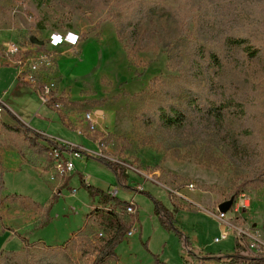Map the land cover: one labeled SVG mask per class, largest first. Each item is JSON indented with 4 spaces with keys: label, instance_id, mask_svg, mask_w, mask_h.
<instances>
[{
    "label": "rangeland",
    "instance_id": "obj_1",
    "mask_svg": "<svg viewBox=\"0 0 264 264\" xmlns=\"http://www.w3.org/2000/svg\"><path fill=\"white\" fill-rule=\"evenodd\" d=\"M51 35L95 39L112 50L109 69L99 75L100 87L90 84L83 91L93 99L84 113L112 105L113 138L104 137L97 154L121 163L123 173L116 175L97 158H76L75 171L58 193L56 181L63 180L56 175L55 161L48 160L49 166L40 173L29 164L7 172L0 207V264H94L110 231L105 226L111 222L94 190L109 184L117 185L114 191L121 200L137 205L135 217L143 234L126 235L115 249L116 258L106 264H251L259 258L245 246L235 250L233 236L214 240L225 228L217 218L218 206L234 192L238 197L228 219L253 226L259 221L256 226L264 229L251 208L255 202L264 204V184H245L264 176V55L250 61L233 50L240 55L239 66L225 63L224 72L215 75L224 85L235 81L246 87L243 119L220 127L209 116L198 114L186 127L169 129L158 120L148 121L146 115L167 106L178 91L183 104L196 91H205L208 99L219 98L207 74L194 76L198 50L206 47L224 53L225 38L236 35L249 36L264 53V0H0V96L22 113V119L17 118L23 124H42L46 134L57 138L62 134L81 143L86 132L80 135L65 127L58 112L42 105L33 91L24 98L11 92L4 95L13 86L14 75L26 73L21 70L22 59L46 51L59 57L58 51L46 48ZM30 37L44 44H34ZM13 41L22 51L7 55L5 48ZM89 60L75 74L91 69L95 60ZM202 65L214 73L207 62ZM54 81L56 89L57 73ZM1 141L5 151L11 145L27 149L21 133ZM85 176H91L90 186ZM176 197L191 209L175 205ZM156 201L175 212L180 228L198 237L196 253L182 242L175 227L161 224ZM97 211L102 213L87 233H79Z\"/></svg>",
    "mask_w": 264,
    "mask_h": 264
},
{
    "label": "crops",
    "instance_id": "obj_2",
    "mask_svg": "<svg viewBox=\"0 0 264 264\" xmlns=\"http://www.w3.org/2000/svg\"><path fill=\"white\" fill-rule=\"evenodd\" d=\"M50 39H51L50 42L47 43L48 47L46 48H48L50 51H58L60 54L59 57L57 58V64H58L57 76L59 80V85L58 88L54 90V99H53V102L60 103V108H54L50 104L48 105L49 109H55L58 112L62 124L68 129L73 130L76 134L77 132L79 133L80 130H84V133L85 132L86 133L83 134V136H81L83 141H81V143H78V141H75L74 139L68 136L63 137L62 134L60 135L62 138H57L55 136L46 134L45 131L47 130L45 129L44 126H42V124H37L36 127H32L31 126L32 123L31 124L29 123L30 124L29 127L38 133L54 138L57 142H59L58 146H62L63 143H68L75 146H81L85 151L98 155L97 152L99 150V146L103 145L102 139L104 137L112 138V135L114 134L112 129H114L115 127H114V122H112V120L114 121L115 117L112 114V105L110 104L106 103L103 104L102 106L96 108L94 107L90 113L92 114V122L95 124L96 130L94 132L89 131L87 128L88 127L87 124L84 123L83 121V116L85 114L84 111L89 110V108H91V106L89 107L87 106V104L89 103L90 100L93 99L89 97L86 93L84 94L83 91L89 90V88L87 87H89L90 84H91L90 87L93 88L100 87V83L98 81V79L100 78L99 75L101 71L105 70L104 68L109 69L107 66L112 62L110 61L112 50L105 49L102 43L95 39L82 40L81 37V40H79L76 44H72L69 41H67V35L66 36L51 35ZM102 54H104L103 62L101 61ZM86 58L90 59L89 62H91V60L92 61L95 60V63L92 65V68L89 69L87 72L80 73L79 75L75 74L77 67H80L86 61ZM12 68L15 70L14 67ZM46 79L50 80V77L45 72H42L41 74H39V83L37 85H31L27 82L21 81L18 74H15L14 75L15 81L12 83L13 86L11 87L10 85L8 89H5L4 95L6 96L11 92L15 97L24 98V96H26L27 94L33 91V93H35L38 97V86H40L41 82H47L48 80ZM0 104L3 107L5 108L7 107V109L10 110V112H8V110L4 111L3 124L1 125V127L2 126L4 127L0 129V138L4 139V137H7L9 135H18V133L19 134L21 133L22 135H24V138L28 142L27 149H25L26 151L16 147L15 145H11L12 148L5 151L4 148H2L3 146L2 147L0 146V152H1L0 155L3 159L2 164L5 169V174L7 172L19 170L20 168H22L21 167L22 165L25 166L26 164H29L30 166L35 168L39 173L40 171L43 172L49 166L48 160L51 161L50 164L52 163V160L49 156V152L42 154L41 156L38 153H35V156L32 155L33 150L31 144L29 143L26 137V131L22 126L18 124L17 120L14 118L15 116L22 119V113L15 111L12 108V106L8 103V100L5 99L4 96H0ZM10 113H13L14 116ZM1 139H0V145L2 144ZM84 140L87 142V145L84 144ZM88 145L91 148L88 147ZM63 153L64 155L69 156L68 151L64 150ZM85 156L86 158H88L87 155H83L82 158H84ZM86 177L87 176H85L84 179H86ZM67 178L61 179L63 180V183H60V181H56L57 183L55 186L58 187L57 190L58 193L61 192V187L68 182L69 177ZM120 182L123 183L125 186L128 185L124 179H121ZM115 188H118L117 185L115 187H112V184H109V185H100V187H98L97 189H100L103 192H108V191L111 192ZM138 188H140V186H138ZM119 195L120 193L118 192V194H116L115 197L119 198ZM183 197L184 199H187L190 202L196 204V202L191 197L185 195H183ZM178 198L176 197V199L179 201L177 203L174 202L175 205H177L179 208L182 209L189 208L185 206V203L181 199ZM126 203L128 205L131 202L127 201ZM110 204H111L110 202L104 203L106 210L110 209ZM262 207L264 208V204L258 202L253 203V205L251 206V208L254 209V211L259 215L261 224L262 222H264V217L261 215V212L259 211L261 210L263 212ZM135 208L137 211L136 204H135ZM116 211L121 213L119 209H116ZM170 212L173 214L174 227L182 233L183 236L181 238L182 242L186 244L187 243L186 240L189 239V244L187 243V245L190 247V250L196 253L198 249H194L195 248L194 245H196L198 237L195 238V236L191 234V232L187 228L185 229L182 227L180 228L178 218L174 216L175 212L174 211H170ZM99 213L102 212L97 211L95 213H92L91 216H89L87 224L85 225L84 228H82L81 232L87 230V228L92 224V221H95L96 218H98ZM135 215H137V212H135L134 214H128L127 212L125 213V217L129 218L130 221L133 223L132 226H136L137 228L135 235L138 234L141 235L143 234V228L141 223L135 217ZM158 218L161 224L164 227H166L161 220L166 218V216L164 217L162 216L161 219L158 216ZM253 223L257 226L260 224L259 221L258 222L255 221ZM257 228H259V230H261V232L264 234V229H262L261 227H257ZM76 234H73L71 238H73ZM135 235H133V237Z\"/></svg>",
    "mask_w": 264,
    "mask_h": 264
},
{
    "label": "trees",
    "instance_id": "obj_3",
    "mask_svg": "<svg viewBox=\"0 0 264 264\" xmlns=\"http://www.w3.org/2000/svg\"><path fill=\"white\" fill-rule=\"evenodd\" d=\"M201 48L198 50L196 56L197 70L196 73H194V76L197 78H201L205 76V74H207V80L210 84V88L212 91L213 89L217 90V97L219 98L208 99L205 95L207 94L205 93V91H196V93L191 92L188 102H186V104H183L180 99V92L178 91L177 95L172 97V102L167 106L161 105L160 107H157L155 112L148 113L146 115V119L148 121L158 120L159 124L169 129L184 128L193 120H195V115L199 114L200 116H209L216 123H218V126L225 127V124H227L230 120L232 121L235 119H243L247 115L248 103L243 97L246 87L240 82L235 81H228L227 84L224 85L221 79H215V75H221L224 72V65H226L225 63L233 62L236 68L239 66L241 59L240 55H238V51H241L244 54L245 59H248L250 61L260 59L264 55L263 50L261 49L262 47L254 44L249 36L235 35L227 36L225 38L226 50L224 53L213 49L207 51L205 49L206 47ZM233 50L238 51L233 52ZM202 61L207 62L209 68L213 67L215 69V71H213L214 73H210V71L207 72L206 70L209 69L204 68V66L202 65ZM5 110H8L7 107L5 108ZM8 112H10V110H8ZM10 114L13 115V113ZM14 118L17 120L18 124L22 126L26 131V137L33 150L32 155L35 156V153H38L41 156L42 154L50 152L54 147L58 146L57 141L54 138L38 133L32 130L29 126L23 124L17 117L14 116ZM234 143H236V141H234ZM237 144L238 143H236V145ZM62 145V154L64 155L63 151L66 150L68 151L69 156H64L70 157L73 154V152L71 151V146L67 143H63ZM73 148L79 151L82 155H87L88 158L93 157L99 159L110 169H113L116 175H122L123 171L120 167L121 163L117 161H111L110 159H108V157L105 156H98L93 153H89L85 151L81 146H75ZM4 177L5 169L3 167L2 157L0 155V207L2 199H4L2 195L5 192ZM88 182L86 181V184L90 186L91 184H89ZM247 183L248 185L258 187L259 184H264V176L250 178L247 182H245V184ZM94 191L99 195L100 200H102L103 203H111L110 209L104 212L108 215L109 220H111L110 226L104 225L110 231L106 235L105 242L100 245L98 254L94 261V264H106L116 258L115 249L124 240L126 235L128 236L127 233L132 227L133 223L129 218L125 217L127 206L126 202L120 200L115 196H112L109 191L103 192L97 188H95ZM233 197L237 198L238 193L234 192ZM156 204V215L159 216L160 219L162 216H166V218L161 219L163 224L168 229L173 228V214L163 206L161 201H156ZM116 209H119L121 213L117 212ZM43 222H45V220ZM88 228H90V226ZM86 231H80L79 233H87ZM174 231H176V233L181 238L183 237L182 233L178 229H175ZM186 242L189 244V239H187ZM236 248L242 249V246L237 240L235 241V250ZM233 264L247 263H238L237 261H234ZM251 264H264V258L259 257L253 259V262Z\"/></svg>",
    "mask_w": 264,
    "mask_h": 264
},
{
    "label": "built area",
    "instance_id": "obj_4",
    "mask_svg": "<svg viewBox=\"0 0 264 264\" xmlns=\"http://www.w3.org/2000/svg\"><path fill=\"white\" fill-rule=\"evenodd\" d=\"M67 41L72 44H76L79 41V36L67 35ZM5 51L9 55H18L22 51V47L16 42H12L11 44L7 45ZM20 63L22 64L21 70H26L24 76L18 74L20 80L23 82H27L31 85H37L39 83V74H41L42 72H45L50 77L49 81L41 82L40 86H38V96L42 105L51 104L54 108H60V103L53 102V92L56 86V81H54V77L56 76L58 68L56 57L52 53L46 51L41 52L37 55H33L30 58L22 59ZM4 111L5 108L0 104V126L3 123ZM83 121L87 124V128L89 131L93 132L96 130V126L92 122V114L90 112L84 114ZM79 134L82 135V130L79 131ZM57 144L59 145V142H57ZM69 145L71 146V151L73 152L70 157H65L62 154L61 149L63 145L54 147L49 152L51 160L55 161V168L57 171L56 175L60 179H66L71 175V173L75 171V158L83 157V155L79 151L73 148L75 147V145ZM85 180L88 182L90 180V177L87 176ZM190 188L191 190H194V185L191 184ZM139 189L141 190L142 188L140 187ZM110 194L112 196H115L116 191L112 190ZM126 212L128 214H134L136 212L135 204L133 202L129 203L126 206ZM227 215L228 213H222L218 211L217 218L221 221V224L225 228H223L222 234L219 237H216L214 241L220 242V240H224L228 238V236H233L235 237V240L240 243L241 246H245L254 255L264 258V234L261 232V230H259L256 225L253 226L249 224H237L235 221L229 220ZM136 231V226H132L127 234L129 237H131L135 235Z\"/></svg>",
    "mask_w": 264,
    "mask_h": 264
},
{
    "label": "water",
    "instance_id": "obj_5",
    "mask_svg": "<svg viewBox=\"0 0 264 264\" xmlns=\"http://www.w3.org/2000/svg\"><path fill=\"white\" fill-rule=\"evenodd\" d=\"M30 40L34 44H38V45L44 44V41H38V39H36L35 37H30ZM234 201H235V197L232 196L229 200H226V201L220 203L218 206L219 211L222 213L229 212L230 209L232 208L233 204H234Z\"/></svg>",
    "mask_w": 264,
    "mask_h": 264
}]
</instances>
